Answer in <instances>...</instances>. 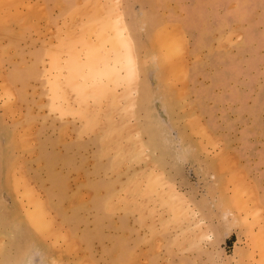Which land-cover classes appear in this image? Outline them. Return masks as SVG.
Segmentation results:
<instances>
[{
	"label": "rangeland",
	"instance_id": "1",
	"mask_svg": "<svg viewBox=\"0 0 264 264\" xmlns=\"http://www.w3.org/2000/svg\"><path fill=\"white\" fill-rule=\"evenodd\" d=\"M75 214L103 264H264V0H0V264H100Z\"/></svg>",
	"mask_w": 264,
	"mask_h": 264
},
{
	"label": "crops",
	"instance_id": "2",
	"mask_svg": "<svg viewBox=\"0 0 264 264\" xmlns=\"http://www.w3.org/2000/svg\"><path fill=\"white\" fill-rule=\"evenodd\" d=\"M40 1H45V0H38V2L40 3ZM29 43V44H27ZM27 44V46H26ZM47 45H48V41L46 39V37H44L43 39L39 38L38 42L36 45H31L30 42H25L24 43V47H27V54L31 51V50H37V53H36V56H37V59H36V63H37V80H38V85H39V95H46V91L45 90H42V86L43 85V68H45L43 65H42V60H43V56L45 54V49L47 48ZM27 66V68H26ZM33 66V64H32ZM34 67V66H33ZM31 68L30 66L28 67L27 65V62H24V60H22L21 62V68H19V64L18 65H15L13 64V66H11V68L9 69V79L10 80H21V81H29V80H32L33 77H31ZM16 73V74H15ZM45 80V79H44ZM104 206H102V204L99 202L97 205H94L92 208L93 210L94 209H102ZM92 210V211H93ZM93 218L95 217H92V218H87L86 217V220H82V218L79 217V215L75 214V215H72L69 219V223L72 224V225H75V224H78L79 222L81 223H86L88 224L89 220L91 219V222H93ZM95 219H100L99 217H96ZM101 220V219H100ZM94 223V222H93ZM116 222H113V221H109L105 219V217L103 218V220L101 221H98L96 222V224H98V228H96V230L99 232H101V235L99 236L100 238V246H99V249L102 251V255H101V260L99 261L100 264H103V260H104V257L106 255H110L112 254L114 251H115V247H116V241L118 242V240H121L122 238H114L115 236H110V233L107 232L105 233V229H104V225H110V224H114ZM125 223V222H124ZM104 224V225H103ZM103 225L100 229V226ZM96 231V235L98 234ZM94 234H92L89 230V228L86 229V231L84 232L83 234V240H85L86 242V247H87V252L88 254H92L93 251H94V242L93 240L91 239V237H93ZM113 237V238H111ZM109 239V241L107 242V239ZM113 239L114 243L111 244L110 243V240ZM129 243H130V240H129ZM128 244V243H127ZM129 245V244H128ZM98 249H96L97 251ZM188 264H191V262H189Z\"/></svg>",
	"mask_w": 264,
	"mask_h": 264
},
{
	"label": "bare ground",
	"instance_id": "3",
	"mask_svg": "<svg viewBox=\"0 0 264 264\" xmlns=\"http://www.w3.org/2000/svg\"><path fill=\"white\" fill-rule=\"evenodd\" d=\"M112 26H113V29H115V30H117V28H121V17L120 16H116L113 18ZM110 29H108V30H110ZM116 32L117 31H114L115 34L113 36H110V37L108 36L106 40L111 39L110 40L111 43L114 41L117 42L119 48L122 49L125 53H124V55L120 54L114 60H112V61H114V62H112L113 63L112 64L113 65L112 72H114L117 75V77H115L116 80H117V78H118V80H121V81L124 79L130 80V79L135 78V73H136L135 60H134V58L130 52V43L127 41V39H125V36L123 34L122 29L121 30L119 29V31L117 33ZM109 45H110V43H109ZM113 52H115V51H113Z\"/></svg>",
	"mask_w": 264,
	"mask_h": 264
}]
</instances>
